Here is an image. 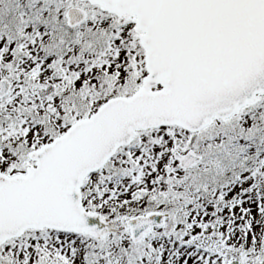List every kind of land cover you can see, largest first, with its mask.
I'll list each match as a JSON object with an SVG mask.
<instances>
[{
	"label": "snow or ice",
	"instance_id": "6c2138e0",
	"mask_svg": "<svg viewBox=\"0 0 264 264\" xmlns=\"http://www.w3.org/2000/svg\"><path fill=\"white\" fill-rule=\"evenodd\" d=\"M0 264H264V0H0Z\"/></svg>",
	"mask_w": 264,
	"mask_h": 264
}]
</instances>
